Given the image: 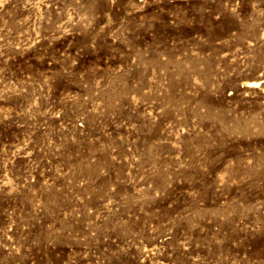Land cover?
<instances>
[{"label": "rangeland", "instance_id": "374dc122", "mask_svg": "<svg viewBox=\"0 0 264 264\" xmlns=\"http://www.w3.org/2000/svg\"><path fill=\"white\" fill-rule=\"evenodd\" d=\"M0 264H264V0H0Z\"/></svg>", "mask_w": 264, "mask_h": 264}]
</instances>
